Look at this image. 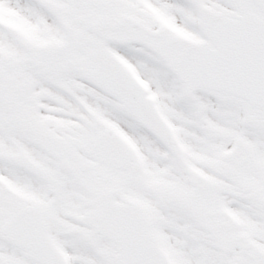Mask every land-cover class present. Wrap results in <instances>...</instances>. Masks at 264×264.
<instances>
[{"label":"snow or ice","instance_id":"1","mask_svg":"<svg viewBox=\"0 0 264 264\" xmlns=\"http://www.w3.org/2000/svg\"><path fill=\"white\" fill-rule=\"evenodd\" d=\"M0 264H264V0H0Z\"/></svg>","mask_w":264,"mask_h":264}]
</instances>
